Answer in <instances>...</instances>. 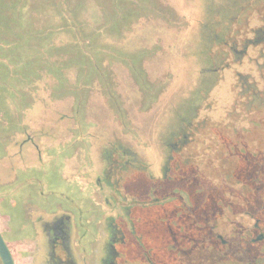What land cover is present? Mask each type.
I'll use <instances>...</instances> for the list:
<instances>
[{"label": "flooded vegetation", "instance_id": "1", "mask_svg": "<svg viewBox=\"0 0 264 264\" xmlns=\"http://www.w3.org/2000/svg\"><path fill=\"white\" fill-rule=\"evenodd\" d=\"M220 1L205 2L197 91L179 95L161 163L143 139L98 151L90 132L77 192L30 190L0 224L12 264H264V0Z\"/></svg>", "mask_w": 264, "mask_h": 264}, {"label": "rangeland", "instance_id": "2", "mask_svg": "<svg viewBox=\"0 0 264 264\" xmlns=\"http://www.w3.org/2000/svg\"><path fill=\"white\" fill-rule=\"evenodd\" d=\"M2 1L0 15L9 21L7 29L4 28L7 31L12 30L13 33L19 31L20 33L26 29L32 33L36 28H49L51 25L53 27L67 26L68 22L71 26L79 27L73 31L63 27L68 38L66 41L68 45L65 49L69 54H74V59L78 61L79 66L76 65V67H79V71L77 75V68L70 67L72 61L68 58L61 60L57 58V62L61 65L63 63L62 68L67 78L61 87V84L58 86L59 88L53 85L55 81L52 78L54 74L52 69L55 63H51L52 69L48 68L49 71L45 70L46 67L41 64L36 76L25 72L26 77H20L15 73L14 66H8L7 73L1 74L2 77L5 76L0 79L1 103L6 107L4 113L14 118L8 119L10 123L4 127V134L1 135L4 149L0 151V181L4 180V174H10L9 162L14 161L15 156H19L23 151L24 140L25 142L27 140L38 141L41 135H47L50 140L54 141V144H51V141L47 139L42 140L50 143L47 152L51 156L50 162L56 168L61 169L58 171L59 180L51 175L52 180L56 182L54 181L45 189L49 193L60 191L66 186L64 181L66 174L68 182L75 180L77 183L84 164L82 161H85L83 160L85 155L86 158L89 157L83 147L86 149L89 145V141L86 140L89 139L90 132H93L94 138L102 139V142L99 141L96 144L98 151H102L108 141H112V138L118 141L120 138L121 143H127L130 146H133V142H141L143 139V143L139 146L144 153L148 154L147 160L153 165L160 164L161 158L154 160L152 154H155V151L157 154V150L161 151V139L168 134L174 124L173 109L179 95L184 96L185 94L188 99L189 96L195 95L193 92L197 91L195 86L191 85V78L198 70L200 71L197 48L202 39L198 35L201 28L198 24L200 25L207 19L205 7L202 8L204 0H147L152 3L154 9L143 10L136 7L135 16L132 17L133 21L124 26L122 31L120 30L124 31L122 36L112 40L105 35L108 34L106 30L104 33L100 28H96L102 25L100 23L105 15L106 7L103 6V0ZM109 1L112 2L114 11L119 8L116 4L121 7L125 4L124 0ZM130 2L138 4V0ZM58 11H63L67 17L58 15ZM18 12L24 16L25 26L15 27L11 24L12 15ZM51 13L59 16L57 21L54 17L52 19L48 16L52 15ZM83 21L86 24H83ZM232 22L231 34L234 33L238 37L234 19L231 20ZM255 24L257 25V21L251 20L250 25ZM92 28L97 29L94 30L95 33L98 32L97 37L92 41L94 47L86 49L89 50L88 55L90 52H98L93 56V62L90 61V57L82 55L77 44L78 38L87 41L88 32ZM5 30L0 35L10 43L13 34ZM100 33L106 37L104 38ZM85 44L88 46V43ZM8 45L12 50L13 43ZM4 48L6 50L3 52L8 55L10 53L8 46L5 45ZM31 55L30 53L28 56L29 60ZM48 58L44 60L49 61ZM0 61L7 62L5 58ZM82 62L89 63L91 68L93 63L96 64L98 74L104 75L101 81L107 80L105 85L103 82H96L95 76L91 77V75L88 76L89 84L86 83V75L81 80H77L84 69L87 71L85 65L81 66ZM32 66L37 70L36 64ZM17 79L20 80L17 81ZM163 85L167 88L161 92ZM9 107L15 113H8ZM43 107L42 114L37 115ZM118 107L125 108L126 112L120 113ZM44 115L45 119L42 120ZM14 119L17 120L15 126L13 125ZM81 122L84 129L79 131ZM46 124L50 126L47 128ZM38 125L40 128L36 127ZM123 138H130L133 141L132 143L125 142ZM23 178L15 182L14 186L5 189H12L15 185L22 184L27 177L23 175ZM11 179H14V175ZM57 181L60 182L57 183ZM4 204L5 202L3 206ZM2 218L5 217L0 214V224L4 222ZM218 227L221 231V225ZM4 235L6 237L8 234Z\"/></svg>", "mask_w": 264, "mask_h": 264}, {"label": "trees", "instance_id": "3", "mask_svg": "<svg viewBox=\"0 0 264 264\" xmlns=\"http://www.w3.org/2000/svg\"><path fill=\"white\" fill-rule=\"evenodd\" d=\"M2 0H0V11L1 9V5H3V3H1ZM123 1V0H122ZM131 0H124L123 2L125 3L122 7L121 5L116 4L118 10L114 11L115 9H113L114 7L112 6V2L109 0H103L104 4L103 6L106 7L105 10V15L103 18V23L101 22L100 24H102L100 27H96V28H100L102 30V32L108 34H105L107 36V38H109L110 40L115 39L119 36H122L121 32L123 30L124 26H127V24H129L130 22H132V17L135 16V12H136V7L143 9V10H153L154 6H152V3L147 2V0H138V4H134L133 2H130ZM209 0H204L202 1L203 5L202 8L205 7V2ZM243 0H227L226 3L228 2L231 9L236 8L238 4H241ZM3 2V1H2ZM119 1H117L118 3ZM149 4V6H148ZM151 4V5H150ZM220 4L223 5V3H221L220 0H213V8L220 6ZM41 5V4H40ZM202 11V10H201ZM201 11H200V15H201ZM140 13V12H139ZM52 14V13H51ZM53 15V14H52ZM48 15L50 18L54 17L55 21H57V19L59 18V16L57 15ZM58 15H61L62 17H67L63 11H58ZM214 17H215V13H213ZM13 20L11 21V24L15 27H18L19 25H24V16L22 13H16L12 15ZM53 19V18H52ZM85 21H83V24ZM55 23V22H54ZM9 24L8 20H5V17L3 15H0V33H3V30H5L4 28L7 29V25ZM56 24V23H55ZM91 25V24H90ZM93 26V25H91ZM96 26V25H95ZM63 27H66V29H70V30H76L78 28H76V26L74 27L70 25V23H67V26H50L49 28L47 27H41V29L36 28L35 31L28 32L26 29L23 30L22 32L19 33V31L16 32H11V31H7L11 34H13L12 36V40L7 41L5 40V38L3 39L0 35V60H2L3 58H5L7 60V62H3L0 61V75L1 74H5L7 73L8 70V66H14V70L16 71L15 73L17 75H19L20 77H23L24 75L28 73H33V76H36L37 72L39 73L40 68L39 66L42 64L44 65L46 68L45 70H48V68L52 69V64L55 63L52 71L54 72L52 78H54V86L59 88L58 86L60 85V87L63 85V83L66 81V74L63 70V63L62 65L57 62V58L59 60L63 59V58H68L69 61H72V63L70 62L71 66L70 67H76V65H78V61L76 59H74V54H69L65 47L68 45V42H66L68 40L67 38V34L65 33V31H63ZM118 27V28H116ZM84 30V29H83ZM94 30H97L95 28H92L89 32H88V39L87 41H82L80 38L77 39V44L80 47V51L82 52V55L90 57V61H94V55H96L98 52H90V55H88L89 53V48L91 46L94 47L93 44V39H96L97 37V33H95ZM121 30V31H120ZM102 36L103 33H100ZM66 35V36H65ZM100 35V36H101ZM100 36H98V38H100ZM104 36V38L106 37ZM33 38V39H32ZM34 41H32V40ZM13 43V48L12 50L10 49L8 44H12ZM64 43V44H63ZM71 43V42H70ZM85 43H88L86 46ZM8 46L9 49V54L7 55L5 52H3L4 50H6L4 48V46ZM88 48V49H86ZM96 48V47H95ZM106 48V47H105ZM88 50V51H87ZM5 53V55H4ZM31 55V59H28V56ZM72 55V57L70 56ZM48 58L49 61L44 60L45 58ZM52 59V60H51ZM29 60V61H28ZM27 61V62H26ZM29 62V63H28ZM30 62L32 64H30ZM79 62H81L79 60ZM52 63V64H51ZM37 65L38 68L37 70L34 69V67L32 65ZM86 66L87 71H85V69L82 71V73L79 74V76L77 77V80H81L82 78V74L86 75L87 79H86V83L89 82V75L94 76V72H98L97 71V66L95 68V65L93 63V67H89V63L86 62H82L81 66ZM36 66V67H37ZM79 66V65H78ZM77 68V67H76ZM49 71V70H48ZM78 71H79V67L77 68V75H78ZM26 72V74H25ZM42 72V71H41ZM96 75V74H95ZM18 76V78H19ZM5 76L2 75L0 76L1 78H4ZM26 77V76H24ZM67 79V78H66ZM20 79H17V81ZM84 82V79L82 80ZM89 84V83H88ZM56 88V89H57ZM2 89L0 88V98H1V94H2ZM1 99H0V105H3L1 103ZM169 186V188H168ZM170 186H173V183L170 182L169 180L166 181V187H165V194L166 193H170L174 191V189H171ZM168 188V189H166Z\"/></svg>", "mask_w": 264, "mask_h": 264}, {"label": "crops", "instance_id": "4", "mask_svg": "<svg viewBox=\"0 0 264 264\" xmlns=\"http://www.w3.org/2000/svg\"><path fill=\"white\" fill-rule=\"evenodd\" d=\"M2 96V94H1ZM63 96V95H62ZM11 107H9L10 109ZM47 108V107H46ZM0 151H3L2 146V137L4 134V127L7 126L8 119L11 120L14 117L9 116L7 113L5 114L4 111H6L5 105H0ZM3 110V111H2ZM8 110V109H7ZM43 110L38 112L37 115L42 114ZM9 112L15 113L14 110ZM4 117L2 118V116ZM12 114V113H11ZM16 117V116H15ZM45 119V115L43 116L42 120ZM13 125L15 126L17 123V120H13ZM48 124V123H47ZM47 126V128L50 126ZM37 128H40V125L36 126ZM46 132V131H45ZM47 139L51 141V144H54V141L52 139L50 140L47 135H41L38 138V141L33 140H27L23 143V151L20 153L19 156H15L16 159L14 161H10V168L9 173H6L3 175L4 180L0 181V214L4 216L5 218H2L4 220L2 225H4L6 218L8 217H16L18 214L16 213V207L13 205H17L18 200H20V197H25L30 190H33V195H35L34 200L42 202L44 200V196L49 197V201H54L56 199V196H59L60 193H64L66 196H73L78 190V187L82 184V176L84 170L81 168V173L79 180L76 181L73 180L72 182H68V175L66 174L64 176L65 185L62 190L60 191H51L50 193L47 192L45 189L48 188V186L53 183L56 180H52L51 175L56 176V179L59 180L58 177V171H61V169L56 168V166H53L50 162L51 156L48 154L49 149V141L43 142L42 140ZM44 154H46L44 158ZM54 157V156H53ZM53 161V160H52ZM54 164V161H53ZM1 167V166H0ZM6 171V170H5ZM14 175V179H11L12 175ZM24 177H27L26 180L22 181V184L15 185L12 189H5L7 187L14 186L13 184L15 182H18V180H21ZM82 175V176H81ZM24 179V178H23ZM67 181V182H66ZM75 181V182H74ZM60 181H57V183ZM57 185V184H56ZM3 188V189H2ZM73 188V190H72ZM41 190L40 195L38 194V191ZM42 196V197H41ZM63 196V195H62ZM6 198V200H5ZM3 202H5L3 206Z\"/></svg>", "mask_w": 264, "mask_h": 264}, {"label": "water", "instance_id": "5", "mask_svg": "<svg viewBox=\"0 0 264 264\" xmlns=\"http://www.w3.org/2000/svg\"><path fill=\"white\" fill-rule=\"evenodd\" d=\"M0 257L3 261V264H12V260L9 254V251L0 235Z\"/></svg>", "mask_w": 264, "mask_h": 264}]
</instances>
